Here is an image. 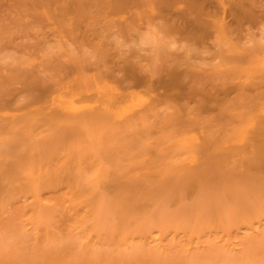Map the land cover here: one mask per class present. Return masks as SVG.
I'll return each instance as SVG.
<instances>
[{"label":"rangeland","instance_id":"rangeland-1","mask_svg":"<svg viewBox=\"0 0 264 264\" xmlns=\"http://www.w3.org/2000/svg\"><path fill=\"white\" fill-rule=\"evenodd\" d=\"M263 113L264 0H0V264H237L264 244V140L236 136Z\"/></svg>","mask_w":264,"mask_h":264},{"label":"bare ground","instance_id":"bare-ground-1","mask_svg":"<svg viewBox=\"0 0 264 264\" xmlns=\"http://www.w3.org/2000/svg\"><path fill=\"white\" fill-rule=\"evenodd\" d=\"M196 22V21H195ZM199 22V21H198ZM199 23H201V22H199ZM196 24H197V22H196ZM195 24V25H196ZM201 25V24H200ZM196 27V26H195ZM135 76V75H134ZM133 77V76H132ZM132 79V78H131ZM134 79L135 80H137L135 77H134ZM104 89V88H103ZM102 90V89H101ZM107 91V92H106ZM110 91V94L108 93ZM100 92V91H99ZM101 93L103 94L102 95V97H104L105 95H107V96H105L104 98H108V99H110L111 98V96L113 95V91L111 90V89H108V90H106L105 89V91L103 92V91H101ZM100 93V94H101ZM68 96V95H67ZM67 96H65V97H67ZM64 97V101L63 102H66V104H68L69 103V105L71 104L70 102H72V103H74L73 102V100H72V98L70 99V100H72V101H70L69 100V98H65ZM69 97V96H68ZM61 100H62V98H61ZM67 100H69V101H67ZM111 100V99H110ZM108 101V100H107ZM110 102V101H109ZM65 104V103H64ZM61 105H63V104H61ZM72 105H74V104H72ZM105 105V104H104ZM103 105V107H105ZM109 105V104H108ZM61 107V106H60ZM65 107V106H64ZM68 108H70L71 107V110L73 111V109H72V106H67ZM75 108V107H74ZM106 108H107V106H106ZM65 109H67V108H65ZM65 109H63V110H65ZM70 110V109H69ZM70 110V111H71ZM76 110V111H75ZM66 111V110H65ZM68 111V110H67ZM70 111H68V112H70ZM71 111V112H72ZM74 112H78L77 111V109L75 108L74 109ZM73 113V112H72ZM263 115H264V113H263ZM262 133H264V129H261V126L259 125L258 127H257V130H256V133H255V135H254V137H252L251 135H249L248 134V131L247 130H245V129H242V130H240V132L236 135L237 136V141L239 142V143H243V144H247V142H249L248 144L249 145H255L256 143H258V142H260L261 140H264V137H262ZM8 141V140H7ZM194 141V138H192V139H190L186 144L188 145V144H191V142H193ZM9 142V141H8ZM7 143V142H6ZM7 145V144H6ZM187 145H185V146H187ZM188 146H190V145H188ZM231 146V145H230ZM230 146H228V147H230ZM233 146H234V143H233ZM231 153V152H230ZM1 159V158H0ZM193 163H195L196 161H197V158H196V156H193ZM80 163H81V161H80ZM82 164V166H83V163H81ZM81 164H80V167H82L81 166ZM32 168V167H31ZM30 168V169H31ZM81 169V168H80ZM24 169H22V171H23ZM29 170V169H28ZM25 172H26V170H24ZM31 171V170H30ZM29 172V171H28ZM80 172H82V170H80ZM31 174V173H30ZM3 178V177H2ZM30 177H28V179H29ZM32 178V177H31ZM1 179V178H0ZM17 179V178H16ZM18 179H20V178H18ZM27 179V178H26ZM14 180H7L6 178H3L1 181H0V184H2V186H4V187H7L8 185H10V184H13L12 182H13ZM16 181H18V180H16ZM19 185H20V187H22V185H23V183H22V181H20L19 182ZM9 192L11 193V192H13V189L10 187L9 188ZM34 196L36 197V198H39V196H40V193L39 192H37V191H35L34 192ZM44 201V200H43ZM43 201H40L39 203V205H38V207H37V209H36V213H35V215H34V222H32L37 228H39V229H42V227H44V226H46L47 224H48V218L46 217V210H49V209H53L54 207H55V205H56V202H43ZM99 213H97V216H96V218H95V220L93 221V222H91V223H89V224H87V225H85L84 227H85V237L84 238H88V237H93L94 235H96V236H98L100 239H103L104 238V236H105V234H103V233H101V231H103V230H105V226H100V223H99V215H98ZM230 214V213H229ZM260 216L262 215L263 217H264V214H262V213H260L259 214ZM261 216V217H262ZM255 219H259V217H255ZM263 219V218H262ZM250 220V219H249ZM248 220V221H249ZM247 221V220H246ZM246 221H242L243 222V224L242 225H244L245 223H250V224H248V225H250V226H248L249 227V229L251 228V229H253V230H255L256 228H255V226H254V224H255V222H252V220H250L251 222H246ZM226 222L227 223H229L230 224V226H233V223H234V214H232L230 217H227L226 218ZM54 223V222H53ZM53 223H52V225H51V223L49 224V225H47V227L48 228H52V226H53ZM121 226L123 227V225L121 224ZM254 226V227H253ZM105 227V228H104ZM122 227H120L119 229H121L122 230V232L120 233L121 234V236H122V239L124 240V241H126L127 239H128V237H130V236H134V235H138V234H140V232H138V231H133V232H128V227H124V228H122ZM115 228H117L116 226H115ZM171 228V225H165L163 228H162V231L165 233V232H167L169 229ZM110 230L109 231H111V228H109ZM198 229V228H197ZM113 230H115V229H113ZM112 230V231H113ZM105 231H107V230H105ZM113 233V232H112ZM147 233V232H146ZM150 233V232H149ZM151 234V233H150ZM107 236H108V234H106ZM252 242H253V240H251ZM260 243H261V241H260ZM260 245V244H258V243H254V249H255V251L257 250V248H258V250L259 251H256L257 253H259L260 251L261 252H263V253H259L260 255H263V257H264V251H262V250H264V249H262V250H260L259 248H261V247H263L264 248V244H261V245H263V246H257V245ZM229 245L231 246V248L233 249V250H238V254L237 255H235V259L236 260H239L238 262L239 263H241L242 261L243 262H246V260H249V259H251V256H250V254H251V251L252 250H254V249H250L249 247H248V249H249V253L246 251V246L244 247V246H240V247H238L237 245H238V243L237 244H235L234 243V241H231L230 243H229ZM257 246V247H256ZM7 247V246H6ZM136 249V248H135ZM163 249L166 251V247H163ZM5 250V249H4ZM8 250V249H7ZM6 250V251H7ZM138 250V249H137ZM6 251H5V253H6ZM56 251H58V249H56ZM167 251L169 252V250L167 249ZM172 251V250H171ZM178 251V250H177ZM254 251V252H255ZM12 252V251H11ZM131 252V251H130ZM135 252H137V251H135ZM148 252V251H147ZM152 251H149V253H151ZM176 252V251H175ZM52 253H53V251H52ZM133 253V252H132ZM138 253V252H137ZM143 254H144V252H142ZM139 254V253H138ZM141 254V253H140ZM152 254V253H151ZM151 254H148L147 253V255L145 256V254H144V256H145V258L144 257H142V258H144V260L143 259H141V261L142 262H145V263H140L139 262V258L135 261V264H138V263H140V264H146V263H149V264H161V263H165V261L163 262L162 261V259H161V262L159 261V258H157V255L156 256H153V255H151ZM177 254V253H176ZM202 254V253H201ZM3 255V254H2ZM5 255V254H4ZM53 255L56 257L54 260H56L57 262H59L60 264H68V262H70V258H69V255H68V253H66V252H56V254H55V252L53 253ZM106 255V254H105ZM131 256H134L135 254L133 253V254H130ZM165 255V254H164ZM169 255V254H168ZM166 256V255H165ZM170 256V255H169ZM199 256V258L198 259H196V262H198L199 260L200 261H202L203 262V260H208V259H211V258H213L214 259V257H216V256H213L212 255V253H208V254H202V255H196V258ZM218 256H220V255H218ZM228 257H230V255H227ZM232 256V255H231ZM234 256V255H233ZM18 257V256H17ZM16 257V258H17ZM127 257V256H126ZM139 257V256H138ZM158 257H161V255L160 256H158ZM186 257V256H185ZM189 257V256H188ZM227 257V258H228ZM19 258V257H18ZM54 258V257H53ZM113 258V259H112ZM172 258V257H171ZM171 258H169V259H171ZM175 258V257H174ZM221 258V256L220 257H216V259L217 260H219V259ZM234 258H230V259H232V260H235ZM2 260L4 259V256H3V258H1ZM1 259H0V262H1ZM22 259V258H21ZM102 259V258H101ZM165 259H167V258H164V260ZM176 259V258H175ZM180 259V258H179ZM184 259V258H183ZM187 259V258H186ZM194 259H195V257H194ZM193 259V260H194ZM216 259H215V261H216ZM223 259H225L224 257H222V259H221V261H219V262H223V264H226L225 263V261L227 262L228 260H225V261H223ZM264 259V258H263ZM104 261H102L103 263H105V264H114V263H118V259L116 258L115 259V257H111V256H107L106 258H104L103 259ZM173 260V259H172ZM23 261V260H22ZM22 261H20L21 263H22ZM114 261H117V262H113ZM168 261V260H167ZM166 261V263L168 264V262ZM199 261V262H200ZM212 261H214V260H212ZM215 261L213 262V263H215ZM229 261H231V260H229ZM258 261H259V259H258ZM186 262V261H185ZM189 262V261H188ZM205 262V261H204ZM207 262V261H206ZM209 262V261H208ZM211 262V261H210ZM217 262V261H216ZM238 262H235V263H237L238 264ZM252 262V261H251ZM256 263H257V261H255ZM3 263V262H2ZM181 263V262H180ZM201 263V262H200ZM199 263V264H200ZM228 264H229V262H227ZM261 263H263V262H261ZM23 264V263H22ZM31 264V263H30ZM33 264V263H32ZM132 264H134V262L132 263ZM173 264V263H172ZM187 264V263H186ZM203 264H205V263H203ZM207 264V263H206ZM231 264V263H230ZM233 264H234V262H233ZM249 264V263H248ZM252 264V263H251ZM255 264V263H254Z\"/></svg>","mask_w":264,"mask_h":264}]
</instances>
